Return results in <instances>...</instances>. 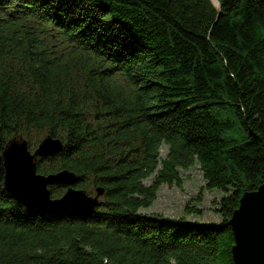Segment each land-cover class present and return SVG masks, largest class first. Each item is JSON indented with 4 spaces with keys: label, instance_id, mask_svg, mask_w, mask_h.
Returning <instances> with one entry per match:
<instances>
[{
    "label": "trees",
    "instance_id": "obj_1",
    "mask_svg": "<svg viewBox=\"0 0 264 264\" xmlns=\"http://www.w3.org/2000/svg\"><path fill=\"white\" fill-rule=\"evenodd\" d=\"M217 3L0 0V264H233L228 220L264 182V0ZM20 136L61 140L37 173L102 187L94 214L35 216L7 194ZM195 164L224 194L219 223L139 213Z\"/></svg>",
    "mask_w": 264,
    "mask_h": 264
},
{
    "label": "water",
    "instance_id": "obj_2",
    "mask_svg": "<svg viewBox=\"0 0 264 264\" xmlns=\"http://www.w3.org/2000/svg\"><path fill=\"white\" fill-rule=\"evenodd\" d=\"M62 146L61 140L51 136L44 137L34 150L29 149L28 142L21 136L11 138L5 144L1 154L3 187L27 213L35 216H90L101 205L102 187H96L89 195L75 188L77 177L68 170L47 175L37 173V160L58 154ZM55 186L65 190L60 197L51 198L50 188ZM228 225L233 234V264H264V182L255 191L241 196Z\"/></svg>",
    "mask_w": 264,
    "mask_h": 264
},
{
    "label": "rangeland",
    "instance_id": "obj_3",
    "mask_svg": "<svg viewBox=\"0 0 264 264\" xmlns=\"http://www.w3.org/2000/svg\"><path fill=\"white\" fill-rule=\"evenodd\" d=\"M165 153L166 147L162 146L160 148L161 157H164ZM178 171L181 178L180 186L161 185L153 203L148 207L140 208L139 213L179 219L185 223H219L220 216L215 212L218 208L215 202L224 194L217 189L203 188L204 180L197 164L186 170L179 169ZM150 180L151 178L147 179L145 183H150ZM59 187L60 190H65L64 187ZM55 191L57 192L58 188ZM187 207H193L199 211H187Z\"/></svg>",
    "mask_w": 264,
    "mask_h": 264
},
{
    "label": "bare ground",
    "instance_id": "obj_4",
    "mask_svg": "<svg viewBox=\"0 0 264 264\" xmlns=\"http://www.w3.org/2000/svg\"><path fill=\"white\" fill-rule=\"evenodd\" d=\"M212 2L216 7L218 6L217 0H212Z\"/></svg>",
    "mask_w": 264,
    "mask_h": 264
},
{
    "label": "flooded vegetation",
    "instance_id": "obj_5",
    "mask_svg": "<svg viewBox=\"0 0 264 264\" xmlns=\"http://www.w3.org/2000/svg\"><path fill=\"white\" fill-rule=\"evenodd\" d=\"M101 199V198H100Z\"/></svg>",
    "mask_w": 264,
    "mask_h": 264
}]
</instances>
